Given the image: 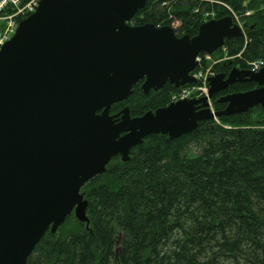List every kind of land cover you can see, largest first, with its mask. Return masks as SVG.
<instances>
[{
    "label": "water",
    "instance_id": "1",
    "mask_svg": "<svg viewBox=\"0 0 264 264\" xmlns=\"http://www.w3.org/2000/svg\"><path fill=\"white\" fill-rule=\"evenodd\" d=\"M146 0H40L0 49V264H26L47 231L73 213L88 225L82 187L114 156L151 134L176 139L198 122L264 108V66L209 77L208 96L171 101L131 116L126 100L166 82H195L196 57L242 35L231 16L201 23L194 36L170 25H131ZM256 87L207 98L236 82Z\"/></svg>",
    "mask_w": 264,
    "mask_h": 264
},
{
    "label": "trees",
    "instance_id": "2",
    "mask_svg": "<svg viewBox=\"0 0 264 264\" xmlns=\"http://www.w3.org/2000/svg\"><path fill=\"white\" fill-rule=\"evenodd\" d=\"M233 14L245 36L224 42L231 58L214 71L227 73L264 63V0H146L130 23L176 22L177 36H194L205 20ZM256 86L230 85L212 97L214 109L225 108L221 95ZM179 89L166 82L144 94L138 83L110 112L127 105L138 116L166 106ZM190 143L198 151L189 155ZM81 191L88 225L69 214L26 264H264V108L201 120L172 140L147 135Z\"/></svg>",
    "mask_w": 264,
    "mask_h": 264
},
{
    "label": "built area",
    "instance_id": "3",
    "mask_svg": "<svg viewBox=\"0 0 264 264\" xmlns=\"http://www.w3.org/2000/svg\"><path fill=\"white\" fill-rule=\"evenodd\" d=\"M39 0H0V48L3 43L15 32L19 19L32 13ZM200 59V58H199ZM261 61L251 62V69L257 70L261 66ZM205 75H200L202 84L205 85L203 94L207 93L206 77L209 75L210 68H206ZM202 94V95H203Z\"/></svg>",
    "mask_w": 264,
    "mask_h": 264
},
{
    "label": "rangeland",
    "instance_id": "4",
    "mask_svg": "<svg viewBox=\"0 0 264 264\" xmlns=\"http://www.w3.org/2000/svg\"><path fill=\"white\" fill-rule=\"evenodd\" d=\"M248 13V12H247ZM233 18H234V21L235 23H238L239 25H242V21L240 20L239 16L238 15H235L233 14L232 15ZM132 24V23H131ZM178 24L176 22H174V24L172 25V27H177ZM244 30V29H243ZM221 56L219 55L218 57H215V58H211L209 59L208 61L211 62L212 59H217V58H220ZM206 73V70L205 69H202V70H197L195 72V74L200 78V75H205ZM211 73V71L209 72V74ZM205 88V85H203L202 83L201 84H198L195 83L194 85H191L190 87H186V89H183L181 90L179 93H173L171 95V100H177V99H180V98H192V97H199L203 94V89ZM206 89V88H205ZM211 105L213 106V102L211 100ZM214 107V106H213ZM198 151V147L197 145H194V143H190L189 144V147L187 148V154H194Z\"/></svg>",
    "mask_w": 264,
    "mask_h": 264
},
{
    "label": "flooded vegetation",
    "instance_id": "5",
    "mask_svg": "<svg viewBox=\"0 0 264 264\" xmlns=\"http://www.w3.org/2000/svg\"><path fill=\"white\" fill-rule=\"evenodd\" d=\"M118 111H119V110H118ZM118 111H117V112H118ZM114 113H115V112H114Z\"/></svg>",
    "mask_w": 264,
    "mask_h": 264
},
{
    "label": "bare ground",
    "instance_id": "6",
    "mask_svg": "<svg viewBox=\"0 0 264 264\" xmlns=\"http://www.w3.org/2000/svg\"><path fill=\"white\" fill-rule=\"evenodd\" d=\"M240 68V67H239Z\"/></svg>",
    "mask_w": 264,
    "mask_h": 264
}]
</instances>
